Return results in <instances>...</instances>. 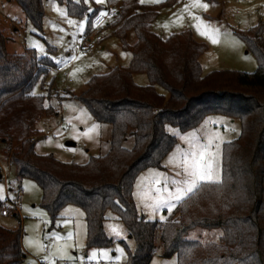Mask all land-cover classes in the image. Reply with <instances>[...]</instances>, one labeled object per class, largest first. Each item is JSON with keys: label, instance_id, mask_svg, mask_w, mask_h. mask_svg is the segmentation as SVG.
<instances>
[{"label": "trees", "instance_id": "16d2710c", "mask_svg": "<svg viewBox=\"0 0 264 264\" xmlns=\"http://www.w3.org/2000/svg\"><path fill=\"white\" fill-rule=\"evenodd\" d=\"M33 27L40 30L43 0H12ZM63 2L67 15H87L85 33L100 7L71 0ZM117 12L107 24L124 50L130 52L125 67L92 75L85 89L74 96L98 123L110 125L107 151L85 164L65 163L34 151V125L54 113L45 103L51 97L53 67L47 57L28 51L9 54L0 31V145L17 177L33 180L41 190L40 205L53 219L66 205L84 212L85 245L111 244L103 229L104 214L111 211L124 225L134 248L126 246L125 264H149L156 232L161 255L176 256L177 264H264V36L262 23L243 37L253 51L257 67L252 73L219 70L203 74L199 57L206 45L183 30L165 38L151 30L163 8L178 0L141 4L137 0H106ZM132 32L135 41L126 40ZM134 74H144L139 85ZM39 77L45 94L32 95ZM47 82V83H45ZM159 86L167 96L157 92ZM72 95V94H71ZM210 114H222L240 122L239 135L223 143L221 178L201 182L183 198L162 222L146 220L132 198L136 176L161 160L176 140L166 127L187 131ZM126 136L132 146L124 147ZM1 177V174H0ZM221 229L216 242L186 240L195 229ZM19 229L0 225V264H20L24 258Z\"/></svg>", "mask_w": 264, "mask_h": 264}, {"label": "rangeland", "instance_id": "374dc122", "mask_svg": "<svg viewBox=\"0 0 264 264\" xmlns=\"http://www.w3.org/2000/svg\"><path fill=\"white\" fill-rule=\"evenodd\" d=\"M82 3L92 9L94 6L100 7L99 12L94 19L99 16L101 11L108 14L107 1L103 4L95 3V0H71ZM120 1V0H118ZM139 2V0H137ZM163 1V0H161ZM189 0H178L171 7L163 8L159 11L156 18L151 23V30L162 38L170 34L183 30H188L193 38L206 45L205 52L199 57V63L203 74L219 70H235L246 73H252L256 70L257 62L252 50L242 36L252 26L259 22L262 23L264 36V0H204L209 7L205 9H192V11L201 16L205 21L219 27L221 31L220 41L216 44L211 43L206 37L197 33L193 25V20L183 14V23H173V14L178 13L183 5ZM140 3V2H139ZM44 14L42 18V27L37 30L31 22L27 20L21 9L12 0H0V31L5 38V48L10 54H24L30 51L36 58L47 57L53 63L51 72L47 78H53L51 87V97L47 103L54 108V113L49 116L41 117L34 125V151L38 155H52L55 159L65 163L85 164L91 157L104 154L108 149L110 138V125L108 123L96 122L86 107L78 101L77 96L85 89V83L92 75L103 74L114 67H125L130 59V52L122 49L119 39L108 28L112 17H108L103 23L86 32L99 34L102 36L100 46L95 49L80 53L74 56L73 45L85 33L88 22L87 15L81 18H74L67 15L63 2L58 0H43ZM142 4V3H141ZM147 5L156 3H143ZM117 7V5L111 6ZM62 10L65 15H61ZM92 11H88L91 13ZM79 22L84 21V29L79 30V24H69L68 20ZM167 22L168 27L164 24ZM128 43L135 40L132 32L126 36ZM238 41V43H237ZM41 47H36L34 45ZM42 48V50H41ZM103 53H107L105 56ZM124 53V55H122ZM71 59L72 63L66 66L62 71L55 72V67L63 65L62 61ZM81 69L80 71H75ZM74 73V75H70ZM133 80L136 84H147L144 74H134ZM45 82V83H47ZM157 92L167 96V92L159 86H155ZM30 92L36 94H45L46 89L41 86V77L34 81ZM72 94V95H71ZM66 105L68 107H66ZM81 110H84L83 112ZM68 118V119H66ZM70 121V122H69ZM95 123L99 127L95 132L90 133L91 138L80 136L79 139L73 138L76 133L73 131L75 125L78 132L85 131ZM67 129H64V126ZM167 132L174 136L176 143L172 150L161 160L160 167H148L142 170L135 178L132 198L135 207L140 215L146 220H156L162 222L166 219L168 211L166 206H161L156 210L145 207V204H151L149 197L156 195L153 187L155 180L159 179L160 184L157 187L163 188L165 183L172 188V180H182V175H177L180 171L178 165L169 163V157L181 154L189 148L188 141L183 137H190L195 134L200 143H206L207 137L213 133H218L219 138L214 139L212 150L216 153L213 159V169L215 179L202 182H218L221 178V153L222 145L225 142L235 139L240 132V122L236 118H230L222 114H210L203 118L198 126L187 131H180L177 127L167 126ZM45 131H50L51 135L44 136ZM59 133V134H57ZM49 138L50 142H49ZM132 137L126 136L124 147L132 146ZM219 144V149L215 144ZM58 145H63L59 147ZM69 149H75L71 151ZM0 186L3 187L4 199L1 202L6 203L8 213L1 214L0 206V225L7 229H19L21 233V247L24 251V258L20 264H46L43 260L49 251H54L56 243L50 233H59L66 237L69 231L78 233L72 240H61L58 243L69 245L81 244L82 247L70 246L67 248V254L74 257L72 260L55 258V264H125L127 260L126 246L133 250L134 241L129 237L124 225L111 212L104 214L103 229L106 236L111 239V244L104 247H90L85 245V220L84 212L75 205L64 206L55 218H51L47 211L40 205L41 190L40 187L31 179L19 178L16 175L14 166L9 162L4 148L0 145ZM161 174V175H157ZM165 178H167L165 180ZM201 183V182H200ZM19 192V195H18ZM141 193H146L141 198ZM166 195V194H165ZM185 198V197H184ZM180 202V201H179ZM179 202H174L177 205ZM175 208V207H174ZM173 208V209H174ZM172 209V210H173ZM163 216L164 219H160ZM67 219L71 223L64 224ZM79 225V227H77ZM110 225L118 226L122 235L116 236L110 230ZM221 235V229H202L195 228L189 231L185 239L196 240L201 243L216 242ZM26 238L39 241L44 245V250L37 251L36 246L26 244ZM123 249L124 258L120 261L115 260L117 255L116 248ZM92 249H107L112 260H89L87 254ZM149 264H177L176 256L163 257L161 255V246L159 233L156 232L154 239V251Z\"/></svg>", "mask_w": 264, "mask_h": 264}, {"label": "snow or ice", "instance_id": "6c2138e0", "mask_svg": "<svg viewBox=\"0 0 264 264\" xmlns=\"http://www.w3.org/2000/svg\"><path fill=\"white\" fill-rule=\"evenodd\" d=\"M105 0H95V3L97 4H103ZM140 3H160L161 0H139ZM84 3H88V0H84ZM209 5L204 2V0H189L188 3L184 4L182 9L179 10L178 13L173 14V23H183V14L187 13V15L193 20V27L197 31V33L201 36L206 37L211 43L216 44L220 41L221 37V31L219 27H216L209 23L208 21H205L201 16L196 15L192 9H207ZM58 11H61V15H65V13L57 9ZM88 11H92L91 8L88 9ZM107 15V13L101 11L99 13V16H97L96 20L92 22V26L95 27L101 22V17ZM69 24H79V30L82 32L84 29V21L81 20L79 22L68 20ZM164 27L167 28L168 24L165 22ZM238 43V41H237ZM36 47H41L38 44L34 45ZM42 50V48H41ZM105 56H107V53H103ZM124 55V53H122ZM71 59H78V57L73 56ZM63 63H67V61H62ZM81 69H76L75 71H80ZM70 75H74V73H70ZM32 95H35L36 93H31ZM45 107H48L47 102L44 105ZM66 107H68L66 105ZM82 112L84 110H81ZM68 119V118H66ZM70 122V121H69ZM99 125L93 123L90 128H86L83 132H78L76 130L75 125H73V131L76 133V135L73 137L75 139H79L80 136H85L87 138H91L90 133L95 132L98 129ZM59 134V133H57ZM190 137H183V139H186L189 144V148L187 150H184L182 152V158L181 154L178 153L177 155L170 156L169 157V163H174L179 166L180 171L177 172V175H182V180H172V188L170 189L167 183L161 187H157L156 185L160 184V180L156 179L155 183L153 185L156 195L154 197H149L152 200L151 204H145V207L151 208L153 210L158 209L161 206H166L168 211L171 212L172 209L176 206L174 202L181 201L184 197L189 195L193 192L194 189L197 188V186L202 181H211L215 179L214 175V169H213V159L216 155V153L212 150V146L214 143V139L219 138L218 133H213L207 137L206 143H200L195 136V134H190ZM49 138V142H50ZM59 147H63V145H58ZM215 148L219 149V144H215ZM71 151H75V149H69ZM158 176L161 174H157ZM167 178H165L166 180ZM166 194V195H165ZM141 198L143 199L146 193H141ZM4 199L3 195V187L0 186V200ZM160 219H164L163 216L160 217ZM64 224L71 223L69 220L65 219L63 221ZM79 227V225L77 226ZM110 230L113 234L116 236L122 235V231L119 229L118 226H112L110 225ZM49 235L54 237V241L56 242L54 246H50V249L54 247V251L50 250L49 255H45L43 257V260L46 261V264H55V258L58 259H68L72 260L74 257L67 254V248L70 246L75 247H82L81 244H74L69 245L67 242L64 244L58 243L61 240H72L74 235H78V233H74L72 231H69L67 233L66 237H62L59 233H50ZM26 244L28 245H35L37 248V251L44 250V245H42L39 241H34L26 238ZM117 255L115 256L116 261H120L122 258H124V252L123 249L117 247L116 248ZM87 259L89 260H98V259H104V260H112V257L109 256V250L107 249H92L87 254ZM30 264H35V261L30 262Z\"/></svg>", "mask_w": 264, "mask_h": 264}, {"label": "built area", "instance_id": "2783aa9c", "mask_svg": "<svg viewBox=\"0 0 264 264\" xmlns=\"http://www.w3.org/2000/svg\"><path fill=\"white\" fill-rule=\"evenodd\" d=\"M108 10H109L108 14L103 16V17H101V22L97 26H95L94 28L99 27L103 23V21H105L108 17L111 16L113 18V16L117 12V7H109ZM96 18L94 19V21L96 20ZM102 39H103L102 36L97 34V33L92 34V35L90 33L84 34L73 45L74 56H77L80 53H86V52H89V51L95 49L96 47H98L100 45ZM66 61H67V63H64L63 65H59V66L55 67L54 71L55 72L62 71L66 66H68V65H70L72 63L71 59H67ZM67 128L68 127L65 125L64 129H67ZM48 135H51V132L50 131H45L44 136H48ZM30 139L34 140L35 137L32 136ZM18 195H19V192H18ZM0 206H1V214L2 215H6L8 213V209H7L6 203L1 202Z\"/></svg>", "mask_w": 264, "mask_h": 264}, {"label": "crops", "instance_id": "0c3cea01", "mask_svg": "<svg viewBox=\"0 0 264 264\" xmlns=\"http://www.w3.org/2000/svg\"><path fill=\"white\" fill-rule=\"evenodd\" d=\"M134 41H135V40H134ZM134 41H133V42H134ZM133 42H132V43H133ZM132 43H131V44H132ZM99 46H100V49H103V48H104L103 45H99ZM9 54H10V53H9Z\"/></svg>", "mask_w": 264, "mask_h": 264}]
</instances>
